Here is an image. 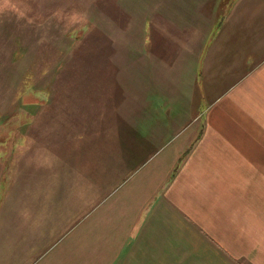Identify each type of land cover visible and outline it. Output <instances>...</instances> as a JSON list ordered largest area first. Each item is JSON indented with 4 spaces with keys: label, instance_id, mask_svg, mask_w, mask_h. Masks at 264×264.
<instances>
[{
    "label": "crops",
    "instance_id": "0c3cea01",
    "mask_svg": "<svg viewBox=\"0 0 264 264\" xmlns=\"http://www.w3.org/2000/svg\"><path fill=\"white\" fill-rule=\"evenodd\" d=\"M219 1L151 0L144 23L115 25L110 92L81 118L107 171L98 189L85 161L52 169L7 226L13 264H264V0Z\"/></svg>",
    "mask_w": 264,
    "mask_h": 264
},
{
    "label": "rangeland",
    "instance_id": "374dc122",
    "mask_svg": "<svg viewBox=\"0 0 264 264\" xmlns=\"http://www.w3.org/2000/svg\"><path fill=\"white\" fill-rule=\"evenodd\" d=\"M233 3L220 0L217 10ZM150 4L151 0H0V264L16 263L9 251L19 245L18 226L10 232L7 226L18 225L26 213L32 217L31 201L45 197L43 190L57 179L50 178L52 169L61 181L68 158L74 160L77 174L85 161L99 189L98 173L107 171L99 164L106 147L99 146L96 125L84 130L81 118L90 104L110 92L105 76L110 69L98 59L106 57L115 25L144 23ZM98 7L102 18H93ZM82 102L88 104L84 110ZM51 156L59 159L52 162ZM36 167L40 169L34 174ZM57 187L62 189V183ZM75 188L81 198L83 187ZM81 223L74 221L70 231Z\"/></svg>",
    "mask_w": 264,
    "mask_h": 264
}]
</instances>
